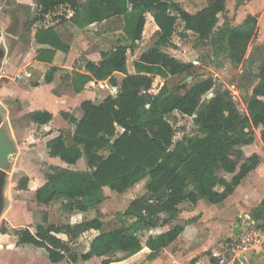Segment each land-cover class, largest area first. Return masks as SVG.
Returning a JSON list of instances; mask_svg holds the SVG:
<instances>
[{"label": "trees", "instance_id": "16d2710c", "mask_svg": "<svg viewBox=\"0 0 264 264\" xmlns=\"http://www.w3.org/2000/svg\"><path fill=\"white\" fill-rule=\"evenodd\" d=\"M227 0H205L206 6L190 14L174 4V0H38V17L34 22L59 7L72 12L68 19L83 28L121 16L123 32L135 43L142 38L145 14L149 13L158 30L154 45L143 52L128 68V55L133 45L118 46L101 53L98 63H87L85 73L74 72L70 85L76 93L90 82H107L117 88L115 98L108 96L100 105L84 102L82 118L75 121L67 114L62 117L75 125L73 145L67 147L61 135L47 143L49 156L58 158L67 166L75 165L86 156L89 171H75L53 167L45 183L35 191L38 203L61 200L60 209L70 215L73 211L86 212L100 205L105 192L121 195L147 179L146 195L132 201L123 215L134 218L129 228L102 232L103 222L97 217L79 225L64 228L38 226L35 233L27 228L8 230L0 227V236H6L13 246L30 244L45 249L51 263L68 258L72 263L77 255L70 254L69 243L54 234L64 233L69 242L87 231L99 232L89 243L88 251L80 256L83 261L92 257L106 258L116 252L132 256L143 248L150 253L149 260L173 244L183 228L175 226L158 236H148L144 244L139 233L168 224L178 217L180 206L196 205L205 200L211 205L224 202L240 182L257 166L256 154L248 157L237 171L235 150L254 141V131L260 129L264 145V60L256 77L251 95L245 100L246 113L236 108L229 91L216 90L204 101L203 96L214 87L212 79L198 80L183 93L170 91L164 84L160 91L149 93L153 80H167L187 74L193 66L168 54L170 38L177 21L183 31L198 42L208 43L216 53L224 54L231 63L245 61L248 47L257 32V17L248 15L238 26L227 19L217 28L218 16L226 12ZM33 23L29 24L31 30ZM35 42L46 48L37 52L36 60L50 65L45 82L51 83L58 70L52 66L57 51L68 52L52 28H36ZM252 55H250L251 57ZM174 112L194 117L197 134L173 141V130L166 117ZM31 122L45 125L51 120L47 112H32ZM117 128L123 132L117 134ZM106 151V156L99 155ZM218 171L233 174L230 181L217 176ZM237 171V172H236ZM162 194H164L163 197ZM264 203V202H263ZM258 218V212L252 213ZM103 260L101 264H110Z\"/></svg>", "mask_w": 264, "mask_h": 264}, {"label": "rangeland", "instance_id": "374dc122", "mask_svg": "<svg viewBox=\"0 0 264 264\" xmlns=\"http://www.w3.org/2000/svg\"><path fill=\"white\" fill-rule=\"evenodd\" d=\"M37 1L0 0V65L3 62L0 73V122L3 123L1 130L13 141L12 153L15 154V157L11 158V162L2 167L4 172L0 171V212L3 211L0 218V225L9 228L8 223L5 222V219H9L11 225L15 226L14 229L27 227L31 231H34L35 227L42 221L47 222V213L50 223H54L55 225L67 222L72 224L73 221H79L78 218L72 220L77 214L67 215L61 211L60 201L52 202L48 207H44L48 212H44L43 207L35 204L34 191L40 182L46 180V175L51 169L55 166L75 171H89L90 169L87 165L88 159L86 156H83L77 164L70 167H67L59 161L49 159L46 150L48 140L60 133L63 136L67 137L69 135L71 137L74 131L70 123L63 121L59 115L60 112H56L55 114L57 116L54 122H50L46 126H38L31 123L27 116L31 111L42 110L46 107L52 110L55 103L59 101H65L69 105L68 109L72 111L73 115L78 118L81 116L79 104L74 99L69 83L70 77L72 78L73 75H69L68 78L66 76L68 75L67 70H59L62 72L56 74L55 83L52 87L50 86L51 90L30 89V79L23 81L16 77L19 71L25 70L24 72L30 74L37 71L31 78L33 82L39 78V75H43L48 70L47 65H41L39 69H35L32 64L33 60L31 57L36 50L33 42V34L36 28L41 27L44 29L51 25H59L62 27L64 40L70 42L71 45L73 42L72 38L70 40V34L73 29L72 25L65 22V17L69 14V9L64 6L59 7L49 13L47 17H44L43 20L34 22L35 17L39 15ZM78 3L83 4L84 0H78ZM205 3V0H174L176 6L191 13L198 11L203 5L205 6ZM226 9L227 12L224 15H219L216 30L223 25L224 19H227L232 26H235L243 21L248 14L257 17V32L248 47L245 61L238 65L231 63L224 54L216 53L208 43L198 42L189 34L185 33L183 31V23L178 20L170 38L171 44L165 51L178 60L191 64L193 69L187 74L171 78L166 82L157 78L154 79L149 91L151 95L157 94L164 84L170 91H178L180 94H183L194 82L212 79L214 87L203 96V100L205 102L210 100L216 90L229 91L238 111L242 114L246 113L245 100L252 93V89L257 82V74L264 60V0H228ZM145 21L142 38L133 45V51L128 55V68L130 72L132 69V61L150 49L157 39V26L156 30L149 27V24H155L154 21L148 15ZM31 23H33V26L30 31L29 24ZM116 23L117 21L110 25L114 26ZM119 23L121 26L123 25L122 19L119 20ZM92 31L94 32V30ZM119 37L123 38L122 33L119 34ZM98 42L100 43L93 44L87 51L78 50L80 52L77 51L75 53L74 59L76 62L73 66V71L80 70L77 61L81 55L84 60L81 63V67L84 68L86 66L87 63L84 57L86 52H91L90 60L96 61L98 54L100 55L102 51H109L123 43L122 40H110L105 36L102 38V41ZM74 43H77V41H74ZM73 47L77 49L76 45H73ZM250 55L252 56L250 57ZM101 85L104 87L106 85V87L103 88ZM86 87L84 91L86 90L88 93L85 94V99H89L94 104L100 105L106 97L111 95L113 98L116 97L114 95L116 92L110 90V85L107 82L98 83L96 87ZM42 92L55 102L53 103L52 101L50 106H47L46 103L48 101L42 103L36 100L41 97ZM52 96L61 97L64 100H57ZM166 119L172 127L173 141L175 142L184 137L190 138L197 134L198 129L194 123V117H187L174 112L168 115ZM259 136L260 129H257L254 131V143L250 147H240L235 150L234 159L238 161L237 171L239 166L245 161L242 158L243 155L245 158L253 153L259 152L263 154L262 158L264 163V147L260 143ZM106 154V151L99 153L102 156H106ZM217 176L224 177L226 180H230L232 177V175H226L222 171H218ZM248 179L247 184L252 187L256 188L257 184H260V196H264V174L258 176L256 174V177L250 176ZM145 183L144 181L140 182L124 195H117L106 191L104 202L98 208L90 210L86 216H81L82 220L89 221L98 217L103 222L104 231L129 228L133 224L134 218L125 217L123 213L129 203L146 195ZM241 190L242 187L239 189L237 197L240 196ZM163 196L164 194L161 197ZM199 202L207 203L205 200H200ZM194 207L188 203H184L181 205V210L189 212ZM221 212L222 209L219 211V214ZM211 214L210 220L202 228H198L199 237L197 238L198 241L195 242L196 246L202 245L201 247L204 246L207 248L200 247L198 254L192 257L194 261H202L203 258L205 259L209 256L210 251L220 247V245H226L228 242L227 227L230 226L232 228L234 226L235 219L230 221V224H227V214L225 219L223 216L218 222H216L217 219H213L219 217L216 214L215 208ZM158 219H160V225L165 218L160 216ZM196 221L194 219V222ZM159 225L156 228L149 231H142L138 234L143 244L148 236H155L163 230L168 229V226L160 227ZM170 225H174V222L170 223ZM65 226L62 224L58 228L62 229ZM200 231L205 232L201 233ZM95 234L91 232L80 236V238L73 242V246H69L70 254L67 256L69 257L75 254L77 257L80 256L88 249V245ZM179 246H181L179 243L174 244L168 252L160 253L157 259L150 261L144 255H140L127 264H168L171 255L176 257V250ZM14 247L17 249L7 248L5 245L0 247V264H49L45 249H35L32 246ZM120 257L122 255L117 253L116 255L111 254L107 259L113 262L120 259ZM177 260L180 263L184 262V264H189L190 262V259L186 255H183V257ZM101 261L102 259L94 258L89 262L78 261L76 264H100ZM58 264L73 263L66 258Z\"/></svg>", "mask_w": 264, "mask_h": 264}, {"label": "crops", "instance_id": "0c3cea01", "mask_svg": "<svg viewBox=\"0 0 264 264\" xmlns=\"http://www.w3.org/2000/svg\"><path fill=\"white\" fill-rule=\"evenodd\" d=\"M227 1H226V4H227ZM203 6L198 11H200L201 9H203L206 6V3H205V6L204 7ZM183 10L186 11V12H188V13H190V14H195V13L198 12V11H196L194 13H191V12L185 10V9H183ZM226 12H227V9H226ZM68 13L69 14L65 17V22L68 23V24H71L72 25V28H73L72 31H71V34H70V40L73 39L72 45L70 44V42H67V41L64 40L65 38L63 37L62 27H60L59 25H51L49 27H46V28H52L58 34V36L60 37L61 41L66 46H68V48H69L67 53H62V52H59V51L56 52L55 57H54V60H53V63H52V66L56 67L58 70L54 73L52 82L51 83H46L45 82V73L47 71L43 75H39V78H37L33 82H32V79L31 78H32L33 74H35L37 71L32 72L31 74L28 73V72H24L25 70L24 71H19L17 73L16 77L19 78V79H21V80H23V81L30 79V86H29L30 89H36V90L46 89V90H51L50 88L55 83L56 74L62 72V71L60 72L59 70H67L66 72H67L68 75H66V76L68 78H69V75L72 76L74 72L85 73V66H84V68L81 67V63L84 62V60L82 59V55L79 58V60L77 61L78 62L77 65H78V68L80 70L73 71L74 70L73 69V66L75 65V62H76V60L74 59L75 53L78 50L87 51L88 48H90L91 46H93V44H99L100 42H98V41H102V38L104 36L107 37L110 40H116V41L122 40L123 41L122 44H119L116 47H118L120 45L121 46L130 47L131 45H133L132 42H130L127 39L126 35L123 32L124 20H123V18L121 16L112 17V18H110V19H108L106 21H103V22H100V23H95V24H92V25H89V26H86V27H83V28H79V27L73 25L68 20L72 16V12L70 10H68ZM48 15L49 14L45 15L44 17H47ZM147 15L149 16L150 19L153 20L152 16L149 13L145 14V20H146ZM248 15H251V14H248ZM218 18H219V16H218ZM121 19H122V23H123L122 26L119 23V20H121ZM116 21H117L116 25H114V26L113 25L112 26L110 25L111 23L116 22ZM242 22L243 21H241L239 24H237L235 26L240 25ZM149 27L151 29H153V30H156V25L155 24H153V25H150L149 24ZM46 28H44V29H46ZM92 30H94V32ZM157 30H158V28H157ZM88 31H90V32H88ZM34 32H35V30H34ZM121 33H122L123 38L126 41L122 37H119V34H121ZM74 41H77V43H74ZM33 42H34V44L36 46V50H35V52H33V55L31 57L32 60H33L32 61L33 67L35 69H39L41 65H43V66L44 65H47L48 68H49L50 67L49 64L44 63V62H39V61L36 60V56H37L38 50L43 49V48H46V47L37 44L35 42L34 38H33ZM73 45H76L77 46V49H75L73 47ZM116 47H114V48H116ZM113 49H111V50H113ZM78 52H80V51H78ZM103 52H108V51H102L101 53H103ZM91 55H92L91 52H86V54L84 55L86 63H95L96 64V63H98L100 61L101 54L100 55L98 54V59L96 61H91L90 60V56ZM4 60H5V58H4ZM2 63L0 65V73H1V69H2ZM72 78H73V76H72ZM72 78L70 77V80ZM98 83L101 84V82H90L86 86H94V87H96V84H98ZM104 83H106V82H104ZM70 87H71V85H70ZM85 87H84V89H85ZM101 87L105 88L106 85H105V87L101 85ZM86 88H88V87H86ZM110 88H111L110 90H114L116 92L114 95L117 96V89L116 88H113L111 86H110ZM71 89H72V92H73V95H74V99L76 100V103L79 104V109L81 111L80 118H78L75 115H73L72 111H70L68 109L69 108V105H67V103H65V101H59L58 103H55L54 108L52 109L53 111L51 110V108L49 109V108L46 107L45 109H42V110L31 111V112H29L27 114V116L30 113H32V112H47V113H49L51 115L50 122H54L55 117L57 116V114H55V113L56 112L57 113L60 112L59 113L60 116L62 115V113H65L70 118H73L75 121H79L82 118L81 105L84 102H90L93 105H97V104H94L89 99H85L86 98L85 97V94L88 93L86 90L84 91V89H83L81 92L76 93L73 90L72 87H71ZM52 97L54 99H57V100H64L61 97H59V98L58 97H55V96H52ZM36 100H38V101H40L42 103L43 102L46 103L48 101L46 103L47 106L48 105L50 106V103L52 101H53V103L55 102L53 99H51L48 96H46L44 92H42L41 97H39V99H36ZM61 118L63 119L62 116H61ZM63 121L70 123L68 120H65V119H63ZM50 122H48L45 125H38V124H36V125H38V126H46ZM31 123H33V122H31ZM33 124H35V123H33ZM70 124L72 125V127L75 130V125L72 124V123H70ZM2 126H3V123L0 122V129L2 128ZM122 132H123V130L121 128H117V133L118 134H121ZM73 134H74V131H73L71 137L69 135L66 137V136H63V134L60 133L58 135H54L53 138L61 135L63 137V141H64L65 145L67 147H70L74 143L73 142ZM5 135H6L7 139L12 143L13 141L7 136L6 133H5ZM53 138H51V139H53ZM50 140H48V142ZM47 143H46V150H47V154H48L49 159L50 160H53V161H59L60 163H62L58 158H56V157L53 158V157H50L49 156V149L47 147ZM253 143H254V141H253ZM260 143L262 144L261 139H260ZM251 145H249V146H243V147H250ZM262 146L264 147L263 144H262ZM253 154H256L257 157H258V164H257V166L240 182V184L235 188L234 192L224 202H222V203H220L218 205H211L209 203H200L198 201L196 203V205H194L195 206L194 209L193 210L191 209L189 212L188 211L187 212L186 211L185 212L182 211L181 210V206H180V213H179L178 217L176 219H174V220H171L168 224L163 225V226H160V227H166V226H168V229L167 230H163L161 233H159V234H157L155 236H158V235H160V234H162L164 232H167L168 230H170L171 228H173L175 226H181L183 228V231L181 232V234L179 235V237L177 238V240L173 244H171L169 247L162 249L159 252L158 256L155 259H157L159 257L160 253H162V252H165V253L168 252L169 249L172 246H174V244L179 243L181 246L177 247V250H176L177 255H176V257H174L173 255H171V258H170V261H169L168 264H184V262L180 263V261L177 260V259H180V257H183V255L188 256V259H190L189 260L190 261L189 264H219L218 259L214 258L212 256V254H216V253L217 254H221L223 252L222 251V247H223L222 245H220V247H217V248L213 249L212 251H210L209 256L206 257L205 259L203 258L202 261H194V259L192 260V257L198 254V252L200 251V247L202 246V245H197V246L195 245V242L198 241L197 238L199 237V230H198V228L199 227L202 228L205 225V223H207V221L210 220L209 218L211 217V215H212L211 212L214 210V208L216 209V214L219 215V217L213 218V219H217L216 222H218L220 220V218H223V216H224V219H225L226 218V214H227V224L228 223L230 224V221H232V220L235 219V222L233 223L234 226L232 228L230 226L227 227V241L232 236H234L237 233L238 229L241 227V225L243 223H246V224H254L256 227H258L259 229L262 230L263 235H264V203H263L264 202V196H260V191H259L260 184H257L256 188L255 187H252V186H250V185L247 184L248 183V180H249L248 178L250 176H255L256 177V174H257V176L264 174V165H263L264 163H263V158H262V155L263 154H261L259 152L258 153H253ZM250 156H248V157H250ZM248 157H245L244 158V155L242 156V158L244 160H246ZM81 158L78 160V162L81 160ZM262 165H263V167H262ZM55 167H60V166H55ZM67 167H70V166H67ZM61 168H63V167H61ZM226 175H232V177H233V174H226ZM222 178H224V177H222ZM230 180H226V181H230ZM142 181L147 182V179H144ZM44 183H45V180L42 181V182H40L37 185L35 191L39 187H41ZM138 184H136V185H138ZM240 185L242 187V190L240 192V196L237 197L238 194H239L238 191H239V189H241ZM129 190H127V191H129ZM125 193H123L121 195H124ZM56 201L62 202L61 200H56ZM56 201H52V202H56ZM52 202H50L48 204H42V203H38L36 201L35 204L37 206H41V207L44 208V207H48L50 204H52ZM100 205H98L95 208H91V209H89L86 212L73 211L70 215L77 214V216H74L72 220H75L76 218H78L79 221H73L72 224L69 223V222H67V223H60V224H56V225L54 223H50L49 216H48V213H47V222L46 221L45 222L42 221L40 224H38L35 227V230L34 231H31L30 228H27V227H25V228L29 229L32 233H35L36 228L38 226H43V227H49V226L59 227L60 225L62 226V224L63 225H70V226L79 225L82 222H85L84 220H82V217L81 216H86L90 212V210L96 209ZM212 206H214V207H212ZM217 208L219 209V211L222 209L221 214H219V211H217L218 210ZM226 209H227V211H226ZM43 210H44V212H48V210L46 208H44ZM255 211L258 212V218L257 219L254 218V217H252V213L255 212ZM2 212H0V218H1ZM125 217H127V216H125ZM128 218H129V216H128ZM236 218H237V220H236ZM194 219H196L197 221L194 222ZM89 221H91V220H89ZM5 222H7L8 225H9V228H7L8 230H11V229H14L15 228V226H12L11 225V222L9 221V219H5ZM173 222H174V225H170V223H173ZM1 226L2 225H0V227ZM101 231L102 232H108V231H104L103 230V226H102ZM91 232L93 234L96 233L93 236H96L99 233V232H96V231H92L91 230V231H87L85 233H82L80 236H82V235H84L86 233L89 234ZM187 232H188V234H187ZM200 232L203 233L205 231H200ZM54 236H56L61 241H64V242L69 243V246H73V242L76 241L78 238H80V236H79L73 242H69L68 237L64 233L54 234ZM6 238H7L6 236H0V242H1L0 243V247H2V246L5 245L7 248L17 249L12 244L8 243ZM19 246H32V245H30V244H24V245H19ZM32 247H34V246H32ZM34 248L35 249H42V248H36V247H34ZM88 248H89V245H88ZM201 248L206 249L207 247H204L203 246ZM87 251H88V249L85 252H83L81 255L85 254ZM117 253H120L122 255V257H120V259H117L116 261L111 262L110 264H127L128 262H131L132 259L134 260V258H136L137 256H140V255H144L148 259V255H149L150 251L147 248H143L138 253H136V254H134L132 256H128V257L125 256V254H123L121 252H116V253H114V255H116ZM80 256H78V260L75 263H73V264H76L78 261L89 262L90 260L96 258V257H92L88 261H83V260L80 259ZM109 256H107L106 258H96V259H102V261H103V260H106ZM47 261H48L49 264H58V263H51L49 261V259H47ZM236 263H239V264H264V242L260 246L256 247L255 249H252L250 251H247L245 253V255L243 256V259H241L240 261H234L232 263L229 262V263H225V264H236Z\"/></svg>", "mask_w": 264, "mask_h": 264}, {"label": "built area", "instance_id": "2783aa9c", "mask_svg": "<svg viewBox=\"0 0 264 264\" xmlns=\"http://www.w3.org/2000/svg\"><path fill=\"white\" fill-rule=\"evenodd\" d=\"M263 242L264 235L261 229L254 224L243 223L237 233L222 247L223 252L212 256L218 259L219 264L240 261L247 251L255 249Z\"/></svg>", "mask_w": 264, "mask_h": 264}, {"label": "water", "instance_id": "95a60500", "mask_svg": "<svg viewBox=\"0 0 264 264\" xmlns=\"http://www.w3.org/2000/svg\"><path fill=\"white\" fill-rule=\"evenodd\" d=\"M12 143L7 139L5 133L0 129V171L2 172V167L9 162L11 158L15 157L12 153ZM4 172V171H3Z\"/></svg>", "mask_w": 264, "mask_h": 264}]
</instances>
